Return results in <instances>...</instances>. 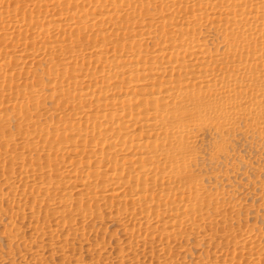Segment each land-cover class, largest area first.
I'll return each mask as SVG.
<instances>
[{
	"label": "bare ground",
	"instance_id": "obj_1",
	"mask_svg": "<svg viewBox=\"0 0 264 264\" xmlns=\"http://www.w3.org/2000/svg\"><path fill=\"white\" fill-rule=\"evenodd\" d=\"M0 264H264V0H0Z\"/></svg>",
	"mask_w": 264,
	"mask_h": 264
}]
</instances>
